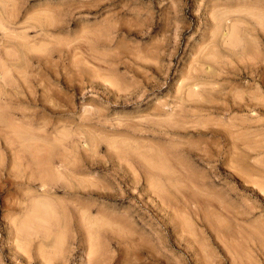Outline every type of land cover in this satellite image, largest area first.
<instances>
[{"label":"rangeland","instance_id":"374dc122","mask_svg":"<svg viewBox=\"0 0 264 264\" xmlns=\"http://www.w3.org/2000/svg\"><path fill=\"white\" fill-rule=\"evenodd\" d=\"M0 264H264V0H0Z\"/></svg>","mask_w":264,"mask_h":264},{"label":"bare ground","instance_id":"6f19581e","mask_svg":"<svg viewBox=\"0 0 264 264\" xmlns=\"http://www.w3.org/2000/svg\"><path fill=\"white\" fill-rule=\"evenodd\" d=\"M8 103H9V102H8ZM23 138H24V137H23ZM23 138H22V139H23ZM23 140H24V139H23ZM27 143H28V142H27Z\"/></svg>","mask_w":264,"mask_h":264}]
</instances>
